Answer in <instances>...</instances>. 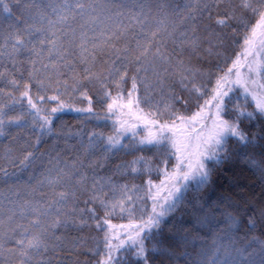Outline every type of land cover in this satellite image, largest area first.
<instances>
[{
	"label": "snow or ice",
	"instance_id": "1",
	"mask_svg": "<svg viewBox=\"0 0 264 264\" xmlns=\"http://www.w3.org/2000/svg\"><path fill=\"white\" fill-rule=\"evenodd\" d=\"M0 11V264H264V0Z\"/></svg>",
	"mask_w": 264,
	"mask_h": 264
},
{
	"label": "trees",
	"instance_id": "2",
	"mask_svg": "<svg viewBox=\"0 0 264 264\" xmlns=\"http://www.w3.org/2000/svg\"><path fill=\"white\" fill-rule=\"evenodd\" d=\"M0 15H3L2 11H0ZM63 120L66 121L69 125H75L78 122V119L74 113H65L63 115ZM57 127L59 128V124L57 125ZM5 144H6L5 141H0V152H2ZM129 159H131V158H129ZM241 167H243V165H241ZM245 175L251 176V174L248 172H245ZM252 179H255V178L252 177Z\"/></svg>",
	"mask_w": 264,
	"mask_h": 264
}]
</instances>
